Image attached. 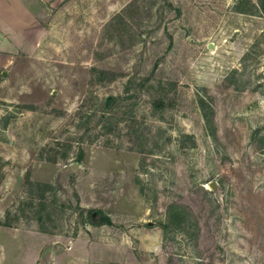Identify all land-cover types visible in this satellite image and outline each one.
<instances>
[{"label": "rangeland", "instance_id": "obj_1", "mask_svg": "<svg viewBox=\"0 0 264 264\" xmlns=\"http://www.w3.org/2000/svg\"><path fill=\"white\" fill-rule=\"evenodd\" d=\"M44 20L0 68V224L44 232L55 264H264V8L57 0Z\"/></svg>", "mask_w": 264, "mask_h": 264}, {"label": "crops", "instance_id": "obj_2", "mask_svg": "<svg viewBox=\"0 0 264 264\" xmlns=\"http://www.w3.org/2000/svg\"><path fill=\"white\" fill-rule=\"evenodd\" d=\"M54 1L0 0V68L12 66L20 53L38 47L46 30L48 2ZM54 251L41 230L0 224V264H55ZM88 254L77 250L65 254V263L89 264Z\"/></svg>", "mask_w": 264, "mask_h": 264}, {"label": "trees", "instance_id": "obj_3", "mask_svg": "<svg viewBox=\"0 0 264 264\" xmlns=\"http://www.w3.org/2000/svg\"><path fill=\"white\" fill-rule=\"evenodd\" d=\"M236 6L241 11H254L257 8H264V0H236ZM112 95L108 94L105 99H109Z\"/></svg>", "mask_w": 264, "mask_h": 264}, {"label": "water", "instance_id": "obj_4", "mask_svg": "<svg viewBox=\"0 0 264 264\" xmlns=\"http://www.w3.org/2000/svg\"><path fill=\"white\" fill-rule=\"evenodd\" d=\"M208 45H209V46H212V45H211V42H208ZM2 73H5V70H4V69H2ZM209 185H210L211 187H214V186H215V180L211 179V180L209 181Z\"/></svg>", "mask_w": 264, "mask_h": 264}]
</instances>
